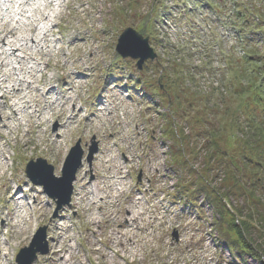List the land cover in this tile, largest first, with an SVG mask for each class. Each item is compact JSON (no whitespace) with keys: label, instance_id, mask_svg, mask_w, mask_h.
I'll return each instance as SVG.
<instances>
[{"label":"rangeland","instance_id":"1","mask_svg":"<svg viewBox=\"0 0 264 264\" xmlns=\"http://www.w3.org/2000/svg\"><path fill=\"white\" fill-rule=\"evenodd\" d=\"M66 1L65 14L57 20L52 36L58 39L54 43L59 54L46 57L51 59L56 68L48 70L44 80L57 72V77L66 74L67 81L77 83L73 125L61 138L60 134L65 128H61L60 123L68 126L70 113L67 112L62 120L52 119L47 123L43 141H38L37 135L34 137V143H39L34 151L30 150L23 156L19 147L15 149L14 140L8 147L6 178L10 184L18 188L14 179L17 173L24 186L33 188L34 193L39 194L49 206L44 216L30 217L26 241L20 243L21 239L11 240L7 264H17L19 250L30 244L39 227L47 226L48 240L49 234L53 237V220H59L62 216L67 220L70 232L76 236L78 248L75 253L80 252L84 264H112L111 259L116 250L122 254V257H114L116 264H264V217H261L262 220L254 217L251 222L246 221L249 223L247 234L253 246L251 253L241 252L238 248L229 249L221 234L214 230L216 212L205 200V194H196L200 205L198 208L187 210L183 207L176 189L179 178L183 177L188 184V193H195L198 183L208 189L222 188L224 173L215 162H210L203 145L205 137L201 136L194 139L189 147L193 151L188 153L189 166L182 171L173 169L169 161L174 158L171 150L173 140L165 132V113L171 106L162 105L160 99L143 93L141 83L136 86L135 80L142 78L146 84L158 85L163 76V82L170 84V96H173L171 104L176 101L174 95L177 93L187 109V118L178 116L175 119L180 127H186L187 133L192 128L191 117L201 110L198 103L191 104L189 87L202 88L208 95L212 92L209 89L215 86L218 90L212 92L206 118L215 125L220 124L223 115L221 103L231 105L237 102L236 93H232L234 89L227 91L228 87L223 83L226 75L218 80L220 75L202 77L197 74L186 82L177 80V77L181 76L179 72L182 71L187 76L189 70H184V65L188 68L189 62H200L205 56L214 67H220L224 72H228L229 61L232 60L239 59L238 67L248 64L247 60L251 56L255 59L260 56L264 62V0ZM219 9L222 13H219ZM187 11L191 14L187 15ZM166 13L171 14V17ZM233 20L237 25H234ZM181 22L186 23L185 30L178 28V25L183 27ZM146 23L148 28L144 34L150 36L151 44L159 56L154 63H148L146 68L139 70L136 60L118 56L116 44L126 27L141 30ZM177 38L178 42L187 40L193 44L185 45V50L178 52L171 45ZM195 41L205 42L209 49L206 48L204 52L196 48V54H189L193 46H197ZM179 63L184 65L180 66ZM228 75L231 76L229 72ZM260 77L263 79L264 74ZM239 79L240 85H246L244 77L240 76ZM243 134L239 131L240 136ZM59 140L62 142L58 143ZM78 140L81 141L84 157L77 177L95 179L98 173L111 176L108 164L103 162L107 151L116 155L117 163L125 165L121 174L127 184L125 200L118 205L116 199L111 198L102 210L96 208L101 214V222L96 224L88 220L86 201L76 203L80 183L74 184L70 205L56 211L55 201L44 193L42 186L32 183L25 172L28 161L41 157L54 166L56 176H61L64 161ZM94 143L97 151L89 162L87 156ZM116 183L121 188L122 185ZM256 195L262 197L264 209V193ZM27 198V202L33 201L32 196ZM229 199L231 208L241 209L242 216L248 212L244 208L243 197L231 196ZM7 206L12 207V204L0 203V208L5 211L8 210ZM127 208L134 213L143 210V221L136 235L138 245L128 248H135L132 252H125L111 241V234L118 228L119 220L127 215ZM149 215L155 217L153 222L150 221L152 218L147 219ZM86 227L96 230V235L86 231ZM4 238L0 236V239ZM93 242H96L95 248L106 253L105 259L99 251L92 249ZM48 255L49 252L38 254L33 264H43Z\"/></svg>","mask_w":264,"mask_h":264},{"label":"bare ground","instance_id":"2","mask_svg":"<svg viewBox=\"0 0 264 264\" xmlns=\"http://www.w3.org/2000/svg\"><path fill=\"white\" fill-rule=\"evenodd\" d=\"M67 5L66 0H0V203L12 204V207L7 206L6 211L0 208V221H3L0 224V236L5 237L0 239V264H7L11 240L21 239V243L28 239L26 227L30 217L44 216L49 206L39 194L34 193L33 188L24 186L17 173L14 179L18 188L10 184L6 178L8 147L14 140L15 149L19 147L23 156L30 150L34 151L39 145L34 143V137L37 135L38 141H43L47 123L52 119L62 120L67 112L70 113L68 126L60 123V127L65 128L60 134L61 138L73 125L77 83L67 81L66 74L57 77V72L44 80L47 71L56 68L51 59L46 57L59 54L54 43L57 39L52 38L53 28L57 20L64 16ZM19 143H22L21 146H18ZM104 157L106 159L103 162L112 171L111 176L98 173L95 179L85 180L83 176L75 180V183H80L76 203L86 201L88 220L93 224L101 222V214L96 208L102 210L111 198H115L118 205L125 200L127 184L121 175L125 165L117 163L114 153L107 151ZM116 182L122 185L121 188ZM29 196L33 197L30 203L27 202ZM126 210L127 215L119 220L118 228L111 234V241L125 252H132L135 249L133 247L138 245L136 235L143 221V210L137 213L129 208ZM147 219L153 222L155 217L149 215ZM53 222L54 236L49 234L52 242L49 243V255L43 264H84L80 252L75 253L78 248L76 236L70 232L67 220L62 216ZM86 231L94 235L97 233L91 227H86ZM95 243L92 249L99 251L105 259L106 253L95 248ZM130 246L133 247L128 250ZM114 257H122L120 250L115 251L112 264H116Z\"/></svg>","mask_w":264,"mask_h":264},{"label":"trees","instance_id":"3","mask_svg":"<svg viewBox=\"0 0 264 264\" xmlns=\"http://www.w3.org/2000/svg\"><path fill=\"white\" fill-rule=\"evenodd\" d=\"M234 74L235 76L229 81L231 86H228L227 91L234 89L232 93H236L237 102L231 105L221 103V108L219 104L217 105L223 111L220 124L215 125L206 118L209 114L206 113L210 103L209 97L195 92L190 94L191 104L198 103L201 110L191 117L192 128L188 133L186 127H180L175 120L178 116L185 118L189 114L177 93L174 95L176 101L171 104L170 84L163 82L161 78L159 85L151 84L146 88L155 97L166 98L163 99L162 105L171 106L165 113L167 116L165 132L173 140L171 150L174 158L169 160L173 169L182 171L189 166L188 155L193 152L189 147L194 139L201 136L205 137L203 145L204 148L206 147L210 162H215L224 173L222 188L208 189L198 183V190L195 193L191 192L192 194L188 193L189 186L183 177L179 178L176 188L180 193L179 200L195 208L199 204L196 194H205V200L216 212L214 230L221 234L225 245L231 250L238 248L241 252L251 253L253 244L247 234L249 223L246 221L251 222L254 217L260 219L264 217L262 197L256 195L264 193V94H262L264 79L260 77L264 74V67L256 61L248 60V64L239 66L234 70ZM240 76L246 79V85L238 83ZM177 80L172 82L176 83ZM223 105H227L225 109ZM239 131L244 134L240 136ZM231 196L243 197L245 200L244 208L248 212L244 216L241 215V209L231 208L229 199ZM238 221L241 223L239 224ZM239 225H242L241 228Z\"/></svg>","mask_w":264,"mask_h":264},{"label":"water","instance_id":"4","mask_svg":"<svg viewBox=\"0 0 264 264\" xmlns=\"http://www.w3.org/2000/svg\"><path fill=\"white\" fill-rule=\"evenodd\" d=\"M116 50L123 57L131 56L139 59L137 65L140 69L147 59H154L157 56L154 49L150 46L149 37H144L131 27L126 28L120 35ZM96 150L97 147L94 144L89 153V161L92 160ZM82 157L83 151L80 141H78L66 158L61 177L54 175V167L43 158H38L37 161L31 160L27 165L28 176L35 183L43 184L46 192L57 200V210L71 201L73 182L82 164ZM46 237V227H40L30 245L22 248L19 252L17 256L18 264H32L37 258L38 252L47 253L48 242Z\"/></svg>","mask_w":264,"mask_h":264}]
</instances>
